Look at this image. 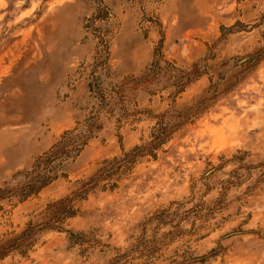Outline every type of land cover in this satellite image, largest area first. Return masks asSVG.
I'll return each instance as SVG.
<instances>
[{"label":"rangeland","instance_id":"rangeland-1","mask_svg":"<svg viewBox=\"0 0 264 264\" xmlns=\"http://www.w3.org/2000/svg\"><path fill=\"white\" fill-rule=\"evenodd\" d=\"M0 189V264H264V0H0Z\"/></svg>","mask_w":264,"mask_h":264},{"label":"trees","instance_id":"trees-1","mask_svg":"<svg viewBox=\"0 0 264 264\" xmlns=\"http://www.w3.org/2000/svg\"><path fill=\"white\" fill-rule=\"evenodd\" d=\"M94 19H106L107 18V11L105 9H98L97 14L93 17ZM91 18L85 27L88 26L89 22L93 19ZM87 131V127L84 130ZM165 134L163 132V127L156 128L155 132L151 134L150 140L144 142L141 145L134 146L129 154L135 153V152H146L151 153L152 149L156 148L159 144H161L165 138ZM88 138V133L84 134L76 130H70L63 132L59 139L51 145V147L48 149L47 152L43 153L42 156H39L35 159L34 163L32 164V167L30 171H27L25 175H30L28 180L23 182L19 189L17 190V193L21 197L28 196L37 190H39L43 185H45L50 179L51 176L49 175L51 171V167L53 163L57 160H64L67 157L70 156V154L75 153L78 151L81 146L85 143V141ZM128 153H123V156H126ZM91 180V179H90ZM10 193L8 190L0 189V196ZM66 199H63L59 201V203L65 201ZM68 200V199H67ZM66 216H73L75 211L72 210L70 207H68L65 211ZM53 228L51 224H47L46 222L42 223V226H39L40 228ZM33 226L28 224L22 231L19 233L0 240V256L5 255L7 252L11 250H23L27 248V246L31 243L32 240H29L32 234H34L35 230H32ZM69 237L74 236V234L70 231H67Z\"/></svg>","mask_w":264,"mask_h":264}]
</instances>
